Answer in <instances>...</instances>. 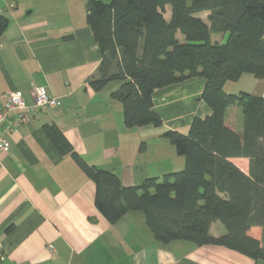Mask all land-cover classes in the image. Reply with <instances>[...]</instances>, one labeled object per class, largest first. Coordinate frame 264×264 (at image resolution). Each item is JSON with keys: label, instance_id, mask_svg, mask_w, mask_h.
<instances>
[{"label": "crops", "instance_id": "0c3cea01", "mask_svg": "<svg viewBox=\"0 0 264 264\" xmlns=\"http://www.w3.org/2000/svg\"><path fill=\"white\" fill-rule=\"evenodd\" d=\"M86 2L0 0L7 19L0 34V106L14 90L31 104L37 87L58 99L57 106L31 113L17 129L8 125L19 112L0 125V136L9 142L8 150H0V264H260L219 245L160 244L142 211L109 223L94 204V182L44 132L43 125L56 126L88 164L114 172L125 186L139 185L184 166L163 133L186 134L194 117L210 113L201 99L205 80L196 76L154 90L161 125L126 128L121 103L87 85L101 57L85 20ZM209 14L196 15L209 24ZM163 15L170 19V5ZM214 34L212 41L224 38ZM224 90L264 97V79L243 73ZM234 121L240 133L239 108ZM232 161L247 173V158ZM209 233L220 236L225 229L214 221ZM248 234L264 244L262 227Z\"/></svg>", "mask_w": 264, "mask_h": 264}, {"label": "trees", "instance_id": "16d2710c", "mask_svg": "<svg viewBox=\"0 0 264 264\" xmlns=\"http://www.w3.org/2000/svg\"><path fill=\"white\" fill-rule=\"evenodd\" d=\"M202 11H210L209 24L196 15ZM85 20L101 57L87 85L121 103L126 128L161 125L154 90L196 76L205 80L201 99L210 109L186 134L163 133L184 158L182 169L129 186L88 164L56 126L43 125L57 150L94 182L98 211L111 224L142 211L160 244L219 245L264 261V244L248 234L260 226L264 240V97L224 90L243 73L264 79V0H87ZM6 25L0 14V34ZM211 33L224 38L212 41ZM240 157L248 159L247 173L232 161ZM214 221L224 234L209 233Z\"/></svg>", "mask_w": 264, "mask_h": 264}, {"label": "built area", "instance_id": "2783aa9c", "mask_svg": "<svg viewBox=\"0 0 264 264\" xmlns=\"http://www.w3.org/2000/svg\"><path fill=\"white\" fill-rule=\"evenodd\" d=\"M58 104L56 96L49 94L43 87L34 88L32 91V103L27 104L18 90L10 91L6 101L0 106V125L9 120V116L19 112L18 116L11 120L8 130L17 129L21 124L27 123L30 114L44 110L48 107H55ZM8 140L0 136V150H8Z\"/></svg>", "mask_w": 264, "mask_h": 264}, {"label": "rangeland", "instance_id": "374dc122", "mask_svg": "<svg viewBox=\"0 0 264 264\" xmlns=\"http://www.w3.org/2000/svg\"><path fill=\"white\" fill-rule=\"evenodd\" d=\"M212 34H213L212 39H214L215 34L214 33H212ZM171 150H172V153L171 154H175L174 147L171 146ZM158 152L160 153V150ZM147 156H150L149 153L147 154ZM164 156H165V159L169 157V156H166V155H164ZM161 178H162V176L160 177V179ZM260 264H264V261H261Z\"/></svg>", "mask_w": 264, "mask_h": 264}]
</instances>
